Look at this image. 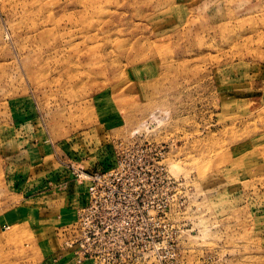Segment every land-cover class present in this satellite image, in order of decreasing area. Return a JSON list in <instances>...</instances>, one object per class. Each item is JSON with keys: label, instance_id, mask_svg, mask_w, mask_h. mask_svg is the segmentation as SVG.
Returning a JSON list of instances; mask_svg holds the SVG:
<instances>
[{"label": "rangeland", "instance_id": "374dc122", "mask_svg": "<svg viewBox=\"0 0 264 264\" xmlns=\"http://www.w3.org/2000/svg\"><path fill=\"white\" fill-rule=\"evenodd\" d=\"M118 160L130 239L77 262ZM0 264H264V0H0Z\"/></svg>", "mask_w": 264, "mask_h": 264}, {"label": "built area", "instance_id": "2783aa9c", "mask_svg": "<svg viewBox=\"0 0 264 264\" xmlns=\"http://www.w3.org/2000/svg\"><path fill=\"white\" fill-rule=\"evenodd\" d=\"M150 146L134 147L133 152L146 153ZM158 154L159 159L163 156L161 150ZM157 153H155V156ZM119 160L117 164L107 170H101L88 175L90 185L88 187L89 201L78 214V229L80 239L78 243L82 247V256L97 255L103 246L102 241L106 235L112 238L115 245H123L124 241L130 239V221L121 209L118 199V190L116 181L118 174L122 171L119 169ZM164 167L159 164V171Z\"/></svg>", "mask_w": 264, "mask_h": 264}, {"label": "bare ground", "instance_id": "6f19581e", "mask_svg": "<svg viewBox=\"0 0 264 264\" xmlns=\"http://www.w3.org/2000/svg\"><path fill=\"white\" fill-rule=\"evenodd\" d=\"M148 147V146H151L150 144H147V145H139V144H131L129 147H126L125 149H123L122 150V153H128V154H133V148L134 147ZM163 159H164V162H165V160H166V152H165V154L163 153V156L159 159V164L163 161ZM162 164V163H161ZM164 165V164H163ZM162 165V166H163ZM164 167V166H163ZM98 171H101V170H97V171H91V172H89V171H82V170H74L73 172L75 173V175L77 176V177H83L84 179H86L87 180V182H88V184H87V188H86V204L84 205V207L87 205V203H88V201H89V195H88V187H89V185H90V181H89V179H88V175H90V174H92V173H95V172H98ZM83 207V208H84ZM77 230H79L78 229V225H77ZM77 238V240L78 239H80V234H78L74 239H76ZM76 240V241H77ZM73 241V240H72ZM71 241V247L70 248H72V252H73V254L76 256V258H77V262H80V261H82V259L83 258H86V257H92L93 255H86V256H82V247H80V245H79V243L78 244H76L75 246L72 244L73 242ZM78 242V241H77ZM157 248V247H156Z\"/></svg>", "mask_w": 264, "mask_h": 264}, {"label": "crops", "instance_id": "0c3cea01", "mask_svg": "<svg viewBox=\"0 0 264 264\" xmlns=\"http://www.w3.org/2000/svg\"><path fill=\"white\" fill-rule=\"evenodd\" d=\"M83 185H84V193H85V200H86L87 183H83ZM49 197L50 198H48L47 201H45V200L43 201V205H41V207H40L41 211L45 210L46 207H48V209H49V213L46 214V216H45V220H44L45 223L44 224H46V222H48V221H51V219L53 220L52 221L53 223H55L56 220L58 221V219H60V213L66 210V205H69L67 198L59 197V196L56 197V195H49ZM85 203H86V201H85ZM50 225L51 224H49V226Z\"/></svg>", "mask_w": 264, "mask_h": 264}]
</instances>
